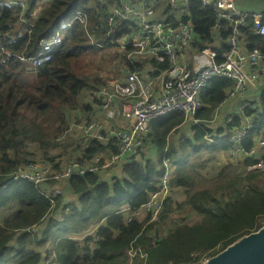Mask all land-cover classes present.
<instances>
[{"label": "trees", "instance_id": "trees-1", "mask_svg": "<svg viewBox=\"0 0 264 264\" xmlns=\"http://www.w3.org/2000/svg\"><path fill=\"white\" fill-rule=\"evenodd\" d=\"M24 2L32 9L44 0ZM47 3L29 33L16 29L19 11L0 5V210L14 208L0 221V264L46 261L51 264L54 259L56 264H187L191 252L199 255L210 252L216 256L263 228L264 170H247L243 183L226 184L225 191L229 194L226 198L208 188L194 189V178L187 172L192 154L205 150L215 159L217 153L229 148L227 136L216 138L213 144L203 140L204 133H212L210 120L233 86L231 80L221 77L211 79L201 90L203 108L195 114L197 124L185 119L182 112L153 119L147 134L150 144L145 152L131 157L132 162H125L111 174L71 177L66 183L72 200L63 203L58 199L53 211H49V202L38 186L13 179L17 167L29 157L24 149L29 140L50 145L67 133L70 125L81 120L78 115L96 110L91 96L102 79L100 75H88L89 56H101L102 64H114L116 70L127 64L131 71L143 72L144 65L149 63H130L117 50L105 53L115 46L106 42L103 33L108 27L99 21L108 7L101 0H47ZM78 11L86 14V25L75 20ZM190 12L195 34L204 38L213 24V13L202 8L198 0L191 2ZM62 23L69 25L62 33L61 44L53 49L52 59L37 73H31L16 55L38 54L39 41L54 35ZM247 34L251 46L264 53V36ZM116 62L120 64L117 67ZM258 91L251 101L260 111L253 118L249 138L260 130L264 135V89ZM84 93L90 104L85 100L80 103L79 97ZM251 113L247 111L248 115ZM185 121H189L190 136L175 140L173 133ZM222 130L219 128L217 132ZM97 147L86 150L85 157H91ZM261 157L264 160V152ZM165 161L171 167L170 193L159 220L147 223L148 216H139L127 222V216L155 190L157 180L165 172ZM252 163L248 158L242 162L246 167ZM176 190L185 194L181 202L173 197ZM62 204L70 210L62 214L61 220L46 216L55 214ZM183 207L192 210L198 220L167 226L172 214ZM43 222L42 230L32 231ZM96 226L99 240L95 245L82 247L74 240ZM152 230L165 232L154 247L149 245L147 236ZM130 246L140 247L146 259L136 256L129 263Z\"/></svg>", "mask_w": 264, "mask_h": 264}, {"label": "built area", "instance_id": "built-area-1", "mask_svg": "<svg viewBox=\"0 0 264 264\" xmlns=\"http://www.w3.org/2000/svg\"><path fill=\"white\" fill-rule=\"evenodd\" d=\"M101 1L108 6L99 16L100 23L108 27L103 33L106 42L114 45L120 57L125 56L130 63H149L144 65L143 72H137L131 71L127 64L116 62L119 68L116 70L113 65L112 75L102 77L101 86L91 96L96 110L87 112L84 125H78L75 152H70L69 156H53L49 148L60 139L50 145L29 140L24 148L29 157L17 167L13 179L27 180L38 186L49 202V211H53L58 199L63 203L72 200L66 183L71 177L111 174L125 162H132L131 157L145 152L150 144L147 134L153 119L182 112L185 119L197 124L195 114L203 108L201 90L215 77L229 79L233 86L210 120L212 133H204L203 140L213 144L216 138L227 136L226 152L232 161L242 164L248 158L253 161L247 166L248 171L264 170L263 131L253 132L249 138L254 128L253 118L260 111L251 100L258 89H264V53L251 46L247 34L264 36V11L242 9L237 0H198L202 8L213 13V24L203 38L195 34L190 12L193 0ZM0 5L19 11L15 24L19 33H29L46 6L29 9L24 0H1ZM75 19L86 25L84 12L78 11ZM66 26L62 24L60 29ZM100 31L98 27L97 32ZM61 42L62 36L57 31L39 41L38 54L16 56L34 74L52 59L53 49ZM231 102L235 103L233 109L228 108ZM248 110L252 111L250 115ZM234 121L236 123L227 130V125ZM219 128L224 130L218 133ZM96 145L99 147L95 153L86 158V150ZM164 165L165 172L157 180L155 190L143 205L127 216V222L139 216H148L147 223L159 220L170 193L171 167L166 161ZM69 210L68 205L62 204L55 211V219L61 220L62 214ZM97 232L98 226L74 240L82 247L95 245L99 240ZM164 235L162 230H152L147 234L149 245L156 246ZM127 255L129 263L136 256L146 259L140 247L130 246ZM189 257L187 264H208L214 256L210 252L201 255L191 252ZM51 264H56V260Z\"/></svg>", "mask_w": 264, "mask_h": 264}, {"label": "rangeland", "instance_id": "rangeland-1", "mask_svg": "<svg viewBox=\"0 0 264 264\" xmlns=\"http://www.w3.org/2000/svg\"><path fill=\"white\" fill-rule=\"evenodd\" d=\"M237 1L241 5H250L252 7L259 6L263 2V0ZM114 50H116V48L106 50L105 53H110ZM101 59L103 58L98 55L89 56V58L87 59L88 75H100L103 78L112 75L114 64H102ZM79 99L80 103L86 101V103L88 102L90 104L91 102V100L87 96V93L86 95L85 93L81 94ZM78 113L81 114L80 112ZM78 117L81 120L76 121L72 126L70 125V130L65 133L56 144L54 143L50 146L49 152L53 156H64L70 154V152H75L74 146L78 140L80 132L78 125H84L82 122L87 117V112H83L81 115H78ZM188 122L189 121H185L180 126V128L175 133H173L175 140H177L179 136H183V138L190 136V126ZM215 159H212L211 155L205 150H202L200 154H192L187 164V172L194 178V189L208 188L211 191H217L218 196L222 195L224 198H226L227 196H229V194L225 191V185H238L239 183H243V176L247 171V167L245 165H242L240 162L232 161V159H230L229 157H223L219 160ZM184 196L185 194L182 190H176L175 194L173 195L174 199L177 202H181L184 199ZM13 209L14 208H3L2 210H0V221ZM173 214H175V216L171 217V222H168L167 224V226L169 227L177 225V223L180 222L191 224L198 220V217L195 216L194 212L192 210H188L186 207L175 211ZM44 226L45 224L43 222L38 228H35V230H42Z\"/></svg>", "mask_w": 264, "mask_h": 264}, {"label": "water", "instance_id": "water-1", "mask_svg": "<svg viewBox=\"0 0 264 264\" xmlns=\"http://www.w3.org/2000/svg\"><path fill=\"white\" fill-rule=\"evenodd\" d=\"M208 264H264V227L211 258Z\"/></svg>", "mask_w": 264, "mask_h": 264}, {"label": "crops", "instance_id": "crops-1", "mask_svg": "<svg viewBox=\"0 0 264 264\" xmlns=\"http://www.w3.org/2000/svg\"><path fill=\"white\" fill-rule=\"evenodd\" d=\"M238 5H239L242 9H245V10H248V11H256V12H262V11H264L263 2H262L261 5H259V6H255V7H252V6H250V5H248V6H244V5H241L239 2H238ZM258 90H259V89H258ZM258 90H257V91H258ZM261 91H262V90H259L258 92H261ZM234 107H235V103H234V102L229 103L228 108L233 109ZM225 113H226V111H223V112H222V115H225ZM215 157H216L215 160H219V159H221V158H223V157H228V155H227V152L222 151V152L217 153V154L215 155ZM242 165H244V164H242Z\"/></svg>", "mask_w": 264, "mask_h": 264}, {"label": "clouds", "instance_id": "clouds-1", "mask_svg": "<svg viewBox=\"0 0 264 264\" xmlns=\"http://www.w3.org/2000/svg\"><path fill=\"white\" fill-rule=\"evenodd\" d=\"M43 4H46V5H47V4H48V3H47V0H44L43 3H40V4H38L37 6H39V5H43ZM37 6H36V7H37ZM43 10H44V9H42V11H43ZM42 11H41V13H42ZM81 12H82V11H81ZM41 13H40V14H41ZM76 13H77V12H76ZM39 16H40V15H39ZM74 18H75V16H74ZM75 20H76V19H75ZM62 24H66V25H67L66 28H67L68 25H69L68 23H62ZM62 24H61V25H62ZM61 25H60V27H61ZM60 27H59V29H58L57 31H59L60 34H61V36H62V33H63V31H64L66 28H65V29H60ZM57 31H56V32H57ZM52 36H53V35H52ZM101 78H102V77H101ZM61 138H62V137H61ZM61 138H59V139H61ZM57 142H58V141H56V142H54V143L56 144ZM46 216H48V217H54V214H52V213H48V214H46ZM171 217H172V216H171ZM54 218H55V217H54ZM57 220H58V219H57ZM214 257H215V256H214Z\"/></svg>", "mask_w": 264, "mask_h": 264}]
</instances>
